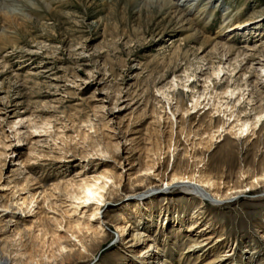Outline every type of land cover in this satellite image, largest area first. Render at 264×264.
I'll list each match as a JSON object with an SVG mask.
<instances>
[{
  "label": "rangeland",
  "instance_id": "rangeland-1",
  "mask_svg": "<svg viewBox=\"0 0 264 264\" xmlns=\"http://www.w3.org/2000/svg\"><path fill=\"white\" fill-rule=\"evenodd\" d=\"M171 2L19 0L0 15V200L10 205L0 209V258L141 264L118 241L141 217L175 264L228 251L212 264H264V0ZM235 23L243 27L231 31ZM225 40L235 51L226 54ZM245 120L249 136L226 133ZM169 122L177 149L173 138L165 147ZM209 134L201 158L181 156ZM99 173L109 177L97 180H107L101 200L76 198ZM172 173L209 175L226 198L199 197L170 183ZM66 243L73 252L61 251Z\"/></svg>",
  "mask_w": 264,
  "mask_h": 264
},
{
  "label": "bare ground",
  "instance_id": "bare-ground-1",
  "mask_svg": "<svg viewBox=\"0 0 264 264\" xmlns=\"http://www.w3.org/2000/svg\"><path fill=\"white\" fill-rule=\"evenodd\" d=\"M16 2H19V0H0V15L8 16V14L10 13V11L7 10V5L8 4H13V6H15V7L16 6H19L18 4H16ZM141 2L145 6L158 5V6H160V8H171V7H173V4H171L172 3L171 0H141ZM174 7L176 9V6H174ZM181 11H184V12L186 11L187 12L188 10L187 9H182ZM181 11H179V12H181ZM12 12H15V13H12L15 16L16 15L21 16V14L19 12H16L15 10L14 11L12 10ZM182 19L183 20L185 19L186 22L189 24V26L192 27L191 22H190L189 19H187V18H185L183 16H182ZM183 26H185V25H183ZM240 27H243V24H241V23H235V24L231 25V31L238 30ZM2 29L3 28L0 29L1 32H2ZM192 35H190V36H192ZM208 38L209 37H205L204 39L208 40ZM221 45L224 48L226 54L235 51V48L233 47V44L231 42H229V41L227 42L225 40V41H223V43ZM196 103H198V102H195L194 105H193V107H196ZM178 107H179V109L182 112H186L187 109H188L187 107H184L181 103L178 105ZM180 119H181V123H182V120H183L182 117H180ZM236 119H239V117H237ZM236 124H232V122H231L230 124H228L226 126L225 131H226V133L228 132V133H230L233 136L231 138H234V136H238L239 137V135H242L245 132V130L247 131V127L250 126V125L247 124V121L246 120L240 122L238 125H236ZM246 124L248 126H246ZM168 125H169V127H168L169 130H168V135H167V138H166L168 143H166V146L165 147L168 148L170 145H172V142H170V141H171V138H173L174 139V143H173L172 146H173V148H175L180 143L177 144L178 143V139L176 141V136H175V138L172 136V130H171V126L172 125L170 126V122L168 123ZM235 125L237 126L236 128H234ZM31 127L32 126H30V128ZM218 128H219V126H218ZM35 131H37V129ZM190 131H191V129L185 130V129H183L182 126H180V128L178 130V132H179L178 134H181L183 132L182 134H184L185 137H187L190 134ZM250 131L254 134L253 129H251ZM244 136L247 137L249 135H248V133H246V134H244ZM155 137L158 138L157 135ZM212 137H214V135L209 134L208 141H205V140H203L201 138L197 142H191L190 143V146H189L190 149L187 150V149L183 148V151H182L181 156L183 158H186L187 156H189L191 158H194V159H195V157L196 158H201L200 154L204 150H207L208 151V149H211V146H212V142H211L212 141ZM18 139H20V137H18ZM18 141H20V140H18ZM226 145H227V147H225V151L221 155L223 157L224 156H227V155L229 156V154H231V151H232L231 149L234 146V142H232L231 140H227L226 141ZM173 148H172V150L177 149V148H175V149H173ZM118 149H119L118 147L113 148V150H114L113 152H117ZM148 149L152 150V154L153 155L156 154L155 156H158L163 151V149L161 147H158L156 145H154V148L153 149L152 148H148ZM98 152H99V154L102 153L103 155L104 154L105 155L108 154V155H111L112 156V153H111L112 150L110 151L107 147L100 148V150ZM172 152H174V151H172ZM147 168H149V167H147ZM188 174L189 173H187V175L185 174L186 176L185 175H181L180 176V175H178L176 173H172L171 176H170V183H172V182L180 183V186L182 188H184L187 191H191L194 194H197L199 197H208V198L213 197V198L216 199V201H217V199L220 200V199L226 198V196H225L226 194L223 195V194H220V193L217 192V190L215 189L216 182L209 175H204V176L203 175H198L196 177L195 175H192V174H189L188 175ZM261 176L262 177L264 176V172L261 174ZM100 177L105 178V177H107V174L99 173L98 175L92 177L91 179H87V178L82 179V183H81L82 196H77V195H74V196L76 198L77 197H82V201H87V200H89L91 198H95L94 201L101 200L100 197H102V195H104L103 193H101V189H103L105 187L104 184L107 182V180L106 179H103L101 181V183L98 184L97 183V180ZM107 178H109V177H107ZM69 182L70 183H74V181H69ZM73 185L74 184H72V187H73ZM23 186L24 185H22V184L18 185L19 190H21L23 188ZM54 186H56V184ZM68 186L71 187L70 185H66V187H68ZM43 191H44V189H42V191H40L41 192L42 202L44 200H46L45 195L43 194ZM35 195L36 194H34V192H33L30 195V199L28 197H25V196L22 197V199L20 201V204L21 205L24 204V206L29 205V202H31L33 200V197H35ZM50 203H51L50 201L48 203L47 200H46V204H47L48 207H51L52 206V205L50 206ZM9 204H11V201H9ZM7 208H10V205H8V204H6V202H2L0 200V209H7ZM95 209H98V207H95ZM41 212H42V210H41V205H40L38 207V211L36 212V217L38 219H41L39 225H42V224H44V222H46V219H44V216H43L44 214H42ZM140 221H141V217H137V222L127 221L119 229L120 230V236L118 237V241L121 244H123L125 246V248H132V249L133 248H136L134 250V253L132 254V259L138 261L139 260V256H142L143 259H142L141 264H150L151 262H152L151 264H153V262L155 264H175L174 262H172L171 260H168L166 258V256L163 253V251H164L163 250V247L161 245H159L155 241L154 238H151L150 237L149 233H147L146 230L143 229V226L140 225V223H141ZM22 230H23V228L15 227V230H14L12 236H11L12 238H14V241L16 240V238L20 237V235L22 234ZM219 239H220V237H217L216 241L219 240ZM197 246H198V244L195 243V242H192V245L189 246V249L192 248L191 251H193V254H195L197 252V251H195V248ZM72 250H73L72 249V245L70 243H66V244H64L61 247V251H63V252L71 253V252H73ZM203 253L205 254V251H203L202 254L201 253L200 254H197L196 258H198L199 255H203ZM228 253H229V251L227 253H223V254H220V255H214L212 257H209L208 260L205 261L203 264H212L214 262H217V261L220 260V258H222L224 256H227ZM0 264H17V261H15V260L14 261H11V260H8L5 257H1L0 258Z\"/></svg>",
  "mask_w": 264,
  "mask_h": 264
}]
</instances>
